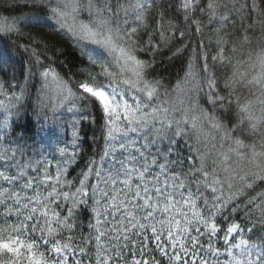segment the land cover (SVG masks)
I'll list each match as a JSON object with an SVG mask.
<instances>
[{"label": "snow or ice", "instance_id": "snow-or-ice-1", "mask_svg": "<svg viewBox=\"0 0 264 264\" xmlns=\"http://www.w3.org/2000/svg\"><path fill=\"white\" fill-rule=\"evenodd\" d=\"M0 8V264H264V0Z\"/></svg>", "mask_w": 264, "mask_h": 264}, {"label": "trees", "instance_id": "trees-1", "mask_svg": "<svg viewBox=\"0 0 264 264\" xmlns=\"http://www.w3.org/2000/svg\"><path fill=\"white\" fill-rule=\"evenodd\" d=\"M0 12H6L5 9L0 8ZM9 15H19L18 12L6 13ZM195 44V41H193ZM166 71H163V75L169 76L172 79L173 84H175L178 77H182L184 71L186 70V60H177L170 65H165ZM75 175V173H73Z\"/></svg>", "mask_w": 264, "mask_h": 264}]
</instances>
